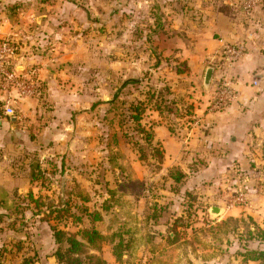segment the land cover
Wrapping results in <instances>:
<instances>
[{
    "label": "rangeland",
    "instance_id": "374dc122",
    "mask_svg": "<svg viewBox=\"0 0 264 264\" xmlns=\"http://www.w3.org/2000/svg\"><path fill=\"white\" fill-rule=\"evenodd\" d=\"M67 1L79 11L73 12L74 23L65 19L62 24L68 30L56 39L62 73L55 89L73 96L69 105L74 110L63 119L67 128L58 135L46 138L33 127L27 129L33 142L40 140L36 147L10 143L0 149V264H59L52 228L71 235L95 229L104 239L99 253L89 254L105 264H242L238 253L264 250V239L247 220L251 217L264 231V132L249 147L253 161L250 174L241 172L243 187L228 191L224 203L217 202L230 211L215 217L208 203L184 190L185 182L170 184L166 177L174 167L158 166L159 149L144 140L131 119L141 105L152 110L154 100L170 126V113L180 117L191 109L194 114L196 107L207 105L211 91L203 90L202 78L174 77L179 66L186 68L178 54L182 41L172 36L174 43L163 45L158 37L164 30L163 38L169 40L170 27L172 35L182 29L184 22L168 17L183 12L185 5L168 6L162 0ZM245 1H237L243 21L264 17V0H258L249 17L240 11ZM236 42L243 43L246 54L245 39L228 43ZM258 50L264 57V45ZM184 88L192 94H185ZM38 105L47 111L55 106L46 99ZM24 120L27 127L31 121L32 126L51 121ZM144 121L154 125L155 119L146 112ZM240 193L247 206H232ZM154 208L156 219L151 218ZM247 229L255 232L254 239Z\"/></svg>",
    "mask_w": 264,
    "mask_h": 264
},
{
    "label": "crops",
    "instance_id": "0c3cea01",
    "mask_svg": "<svg viewBox=\"0 0 264 264\" xmlns=\"http://www.w3.org/2000/svg\"><path fill=\"white\" fill-rule=\"evenodd\" d=\"M162 1L168 6L185 5L183 12H174L168 17L169 20L184 22L182 29L176 27L177 34L172 35L173 26L170 27L167 31L170 32L169 40L163 38L164 30L158 32L163 45L173 44V38L176 42L178 39L182 41V44L179 42L178 48L181 50L178 54L183 56V63L188 70L183 74L174 73V77L180 80L189 81L200 77L203 88L205 71L210 68L204 65V61L220 52L223 43L238 38L246 41V54L228 73L240 91L236 103L221 112H209L206 104L203 105L204 109L196 107L194 114L191 109L180 117L172 112L167 116L173 119V127L167 125L166 120H162L164 112L154 108L148 110L146 107L140 121L142 126L151 130L153 147L162 153V161L157 162L158 166L174 167L175 172L166 177L170 184H177L176 176L179 173L182 178L178 185L185 182L184 190L208 203V209L219 208L217 202L224 203L223 198L229 194L228 191L243 187L240 179L245 174L241 172L250 174L249 163L253 161L249 147L253 141H260L264 132V57L260 49L258 50V46L264 45V30L261 28L264 26V17L258 15L254 21H243L239 17L238 0ZM196 6L202 9L191 10V7ZM75 10L78 8L67 0H0V31L9 35L16 43L22 63L26 67H37L39 70L36 97L19 101L15 117L3 118L0 110V149L4 150L10 143L24 144L29 149L39 145V139L33 142L29 137L27 129L30 127H33V132L45 134L46 138L62 133V129L66 130L67 127L62 121L67 116L71 117L74 107L69 104H72L74 98L55 89L56 78L62 73L59 70L62 66L58 64L62 59L56 56L59 45L56 39L64 36L68 30L62 24L66 18L72 23L75 22ZM59 13L63 15V19L61 15L58 16ZM69 15L73 16L69 18ZM216 75L213 69L209 88H203L204 91H212ZM253 80L256 85L251 86ZM187 88H184V93L192 94ZM43 99L54 103V109L47 111L41 108L38 103ZM194 99L196 103L198 97ZM195 106L196 104L193 105ZM146 112L152 114L154 125L143 123ZM43 117L50 118L49 125L34 123L32 126V121L29 127L23 124L24 118ZM194 119L198 121L197 124ZM191 155L193 157H189ZM247 181L245 179V183ZM211 195V199H208ZM211 200L214 202L211 203ZM229 211L230 208L225 209L224 214ZM242 264L259 263L249 261Z\"/></svg>",
    "mask_w": 264,
    "mask_h": 264
},
{
    "label": "built area",
    "instance_id": "2783aa9c",
    "mask_svg": "<svg viewBox=\"0 0 264 264\" xmlns=\"http://www.w3.org/2000/svg\"><path fill=\"white\" fill-rule=\"evenodd\" d=\"M258 0H246L240 11L245 17H249ZM244 45L242 42L223 43L216 56L206 62V67L214 69L216 79L207 102L209 112H221L231 104L237 102L238 92L235 83L228 76V71L244 57ZM16 43L9 35L0 31V110L6 117H15L16 105L19 101L33 99L38 94V68L26 67L22 58L18 55ZM252 85H256L255 80ZM197 124L198 121L194 120ZM233 203L247 206L246 199L240 193Z\"/></svg>",
    "mask_w": 264,
    "mask_h": 264
},
{
    "label": "trees",
    "instance_id": "16d2710c",
    "mask_svg": "<svg viewBox=\"0 0 264 264\" xmlns=\"http://www.w3.org/2000/svg\"><path fill=\"white\" fill-rule=\"evenodd\" d=\"M184 66H186V64H184ZM187 70H188L187 67L185 69H181L179 66L175 70V72L177 74H183L187 72ZM130 82L134 83L135 81H130ZM116 98L117 97L115 95L113 100L110 101V103H113L116 100ZM155 98H157V96ZM153 103H154L153 104L154 109L160 111V108L158 107L159 104L156 103V100H154ZM144 105H141V108H135V112L132 113L131 119L132 121L137 123V128H139L140 134L144 136V140L147 143L151 144L153 139V134L151 130L146 129L144 126L140 125L141 117L146 109ZM94 106L95 105H92V107ZM155 152L159 153L157 162L160 163L163 157L162 153L160 150L157 151V149H155ZM177 175L178 177L176 176V181L178 183L180 182L182 175H180L179 173H177ZM157 213H158L157 209L154 208L151 218L156 219L158 217ZM247 220L252 225V228L256 232V234H258V238L260 237V239L263 240L264 231L261 230L250 217H247ZM52 232H53L54 242L58 246V250L55 252L54 258L59 264H105V262L98 256L89 254L90 251L99 253L100 247L98 244L100 241L104 239V237L100 235L95 229L82 230L79 234H75V235L67 234L56 228H52ZM255 232H251L249 229L247 231V234L250 236L251 239H254L256 234L255 235L253 234ZM121 244H123L122 239L119 242V245ZM113 256L116 258V260L119 261L120 254L116 252V250H114ZM238 256L242 258L241 261L242 263H247L250 261V262H258L259 264H264V250H244L243 253H238Z\"/></svg>",
    "mask_w": 264,
    "mask_h": 264
},
{
    "label": "water",
    "instance_id": "95a60500",
    "mask_svg": "<svg viewBox=\"0 0 264 264\" xmlns=\"http://www.w3.org/2000/svg\"><path fill=\"white\" fill-rule=\"evenodd\" d=\"M212 74H213V68H211V67L207 68V70L205 71V74H204V79H203V88L205 90H208V88H209L211 78H212ZM223 213H224V210L217 208V207H212L210 209V214L215 216V217L220 215V214H223Z\"/></svg>",
    "mask_w": 264,
    "mask_h": 264
}]
</instances>
